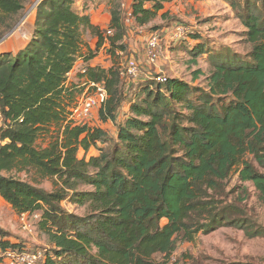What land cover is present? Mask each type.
I'll list each match as a JSON object with an SVG mask.
<instances>
[{
	"label": "trees",
	"instance_id": "obj_1",
	"mask_svg": "<svg viewBox=\"0 0 264 264\" xmlns=\"http://www.w3.org/2000/svg\"><path fill=\"white\" fill-rule=\"evenodd\" d=\"M33 1L0 0V40ZM227 1L246 29L245 57L226 46L208 49L194 29L172 47L193 65L207 56L205 87L146 76L127 90L126 81L136 78L114 62L117 53L136 59L123 42L128 30L122 11H110L112 34L106 37L76 11L74 0L36 3L29 41L15 53L0 54V197L18 215L41 214L38 229L48 247L24 248L0 227V260L9 250L41 251L37 264H168L177 244L193 242L198 233L231 227L249 238L264 237V226L241 206L249 184L264 213V0ZM168 2L129 0L127 27L146 28L156 19L172 24L163 12ZM161 27L150 30L163 36ZM86 31L97 43L82 55ZM194 40V46L187 44ZM105 41L112 66H89L79 78L103 85L107 99L96 114L100 123L117 127L116 140L88 122L70 121L67 110L77 92L66 87L76 60L92 59ZM200 75L201 70L193 72V81ZM124 106L130 115L119 119ZM50 133L47 147L37 149L38 138ZM91 148L96 155L78 157ZM13 171L52 180L54 190L4 174ZM235 175L237 184L227 193ZM63 202L85 213H71Z\"/></svg>",
	"mask_w": 264,
	"mask_h": 264
},
{
	"label": "rangeland",
	"instance_id": "obj_2",
	"mask_svg": "<svg viewBox=\"0 0 264 264\" xmlns=\"http://www.w3.org/2000/svg\"><path fill=\"white\" fill-rule=\"evenodd\" d=\"M38 0H34L33 3H29L25 6V9L20 15L19 22L14 26V28L6 34V36L0 40V54L4 53L5 50L13 49L15 50L18 46L26 44L31 37V30L34 23V3ZM120 1L122 0H74V7L77 6L76 11H80L83 4H87L88 8L93 7L98 9L99 5H102L103 13H109L112 10L122 11L126 29L131 32L129 45L132 42L133 49L136 50L135 53H130L131 57H136L138 59V64L140 66V74L135 80L126 81V90L131 86H137L142 84L143 80L148 77H158L161 75L167 79H178L188 83H193L201 87L206 86V79L209 75V65L207 56H201L197 59V65L190 64L188 62L189 57L187 54L175 51V47H172L175 42L170 38V36H162V41L160 43L161 50L159 53V58L155 63H149L145 53L144 46L151 33L155 32L150 28L158 26H165L158 29L159 31L163 28L170 27L171 23L166 26V21H161L156 19L151 26L139 29H130L127 25L130 24V19L127 16V6L119 7ZM241 1V0H239ZM164 11L168 12L173 22V25H181L183 27L190 29H195L197 36H202V38L207 41V48L210 50H217L221 47H230L235 52L241 54L245 57L250 51L249 46L245 43L243 34L246 31L244 26L240 23L236 16V11L233 10L229 1L227 0H170V2L165 3ZM121 14V12H120ZM32 15V16H31ZM170 22V21H169ZM109 25V24H108ZM107 25V30L109 29ZM0 26V31H1ZM157 31V30H156ZM107 32V31H106ZM106 32L104 35L107 37ZM111 32V31H110ZM84 41L91 42V40L97 39L92 36L88 31L84 33ZM105 39L107 40V38ZM4 44H3V43ZM7 46L5 44L9 43ZM107 42V41H106ZM173 42V43H172ZM196 44L197 41L194 40ZM96 44V43H95ZM177 45H181L178 43ZM25 46V45H24ZM176 46V45H174ZM84 48V47H83ZM139 51V52H138ZM119 52V51H117ZM107 53V52H106ZM106 53H103L105 55ZM119 54L114 62L117 67L123 69L126 59V54ZM107 56H110L107 53ZM136 59V60H137ZM112 60V61H111ZM110 64H113V58H110ZM196 70H201L202 75L193 81V72ZM158 73V74H157ZM164 74V75H163ZM74 80L77 81L79 73L75 72ZM69 77L70 79L72 78ZM83 80V78H80ZM81 81V80H80ZM85 86H79L76 88L77 92L72 103H70L68 112L74 108L81 97L82 92L85 90ZM128 108L120 111L119 119H122L126 113H130ZM97 110L93 112L90 121L91 127H98L104 130L108 134L110 140L115 139L117 127L112 123H100L98 116L96 114ZM124 114V115H123ZM1 124V122H0ZM56 128L52 126L50 132L53 134ZM43 134L35 143L37 149H43L47 147L50 142V136L52 134ZM116 140V139H115ZM105 147L104 145H102ZM96 153L94 148H91L89 154L85 153L83 150L79 151V158H89L94 156ZM6 176H11L23 181H27L31 184L38 185L39 187L52 191L54 190V184L52 180L40 179L36 177L34 172L30 174L25 172L4 173ZM237 184L236 175L230 178L227 184V193L229 190ZM247 187V199H244V203L241 204L245 207V211L248 215L255 217L258 222L264 226V213L259 204L256 201V195L253 188L249 184H245ZM81 190L89 191L91 188L89 186H81ZM237 196V193L234 194ZM233 196L229 195L227 202L232 200ZM62 205L65 209L71 213L83 215L85 209L81 207H73L68 202H63ZM40 214V213H39ZM41 215V214H40ZM165 221H163L164 223ZM20 219L18 214L11 208V206L6 203L2 197H0V227L12 232L16 239H10L13 243H22L24 248H28L32 251L44 250L48 247L47 237L43 232L38 229L37 220H31V231L25 232L20 229ZM156 256V259H159ZM2 263L7 264V258ZM231 262H251L254 264H264V237L249 238L246 237L244 231L231 228L222 227L216 231L203 234L198 233L193 242L191 243H178L175 251L169 258L168 264H227Z\"/></svg>",
	"mask_w": 264,
	"mask_h": 264
},
{
	"label": "built area",
	"instance_id": "obj_3",
	"mask_svg": "<svg viewBox=\"0 0 264 264\" xmlns=\"http://www.w3.org/2000/svg\"><path fill=\"white\" fill-rule=\"evenodd\" d=\"M39 1V0H38ZM37 1V2H38ZM129 0H122V7H126ZM36 2V3H37ZM34 3L33 8L36 6ZM194 29H188L181 25H176L172 31L171 38L173 42H179L183 39L188 38L189 35L193 34ZM110 31L106 32V35H111ZM162 41L161 33L150 34L145 48V55L149 63H155L159 58V53L161 50L160 43ZM122 73L125 74L129 79L137 78L139 74V64L136 59L130 58L125 61ZM157 81H165V77L159 76ZM85 90L82 92L78 104L70 110L69 120L76 123H86L90 121V118L94 111H96L107 99V93L101 84L97 83H86ZM1 111H0V122ZM20 229L25 232L31 231V220H38L39 213L29 214H19ZM7 258V264H37L40 262L44 255L41 251H37L33 254L27 253H17L14 251L7 250L3 259Z\"/></svg>",
	"mask_w": 264,
	"mask_h": 264
},
{
	"label": "crops",
	"instance_id": "obj_4",
	"mask_svg": "<svg viewBox=\"0 0 264 264\" xmlns=\"http://www.w3.org/2000/svg\"><path fill=\"white\" fill-rule=\"evenodd\" d=\"M98 7H99L98 9L97 8L94 9L93 7L88 8L87 4H85V5L83 4V7L80 9L79 13L81 15H87L89 17L92 25L98 27L102 32H106L107 31V25L110 22V15H109V13H103V11H102L103 6L102 5H99ZM75 9H77V6H75ZM175 24L173 25V23H172L170 27H166L163 30H161V32H163V35L165 37L170 36V38H171L172 31H173V29L175 27ZM130 35H131V32H128L127 36L123 40L124 44L129 43ZM95 43H97V39L91 40V42H87V40H85L84 41L85 45L83 46L84 48L82 49V55H85L88 52V50H95L96 49V44ZM130 43H131V45L128 46L127 50L128 51H133L135 53L136 50L133 49L132 42H130ZM8 44H10V42L5 44V46H7ZM176 44H177V42H175L174 45H176ZM187 44L190 45V46H194L195 45V43L193 41L187 42ZM24 45H25V43L23 45H21V46H18L17 48H16V45H15L14 46L15 50L9 49V50H5V52H13V53H15L18 50L22 49L24 47ZM108 47H109L108 42L105 41V43L97 50L95 57H93L92 59H90L88 61H84L83 57L78 58L76 60L75 64H74V67H73L72 71L68 75L67 82H66V87L72 88V86H75L74 88H78L80 85L81 86H85V84H86V80L85 79L82 80V79H80L78 77L77 81L74 80V77L72 75H74L75 72H78L79 76H80V74H82L84 72V70L87 67H89V66L90 67H100L102 69H108L109 67H111L112 66V64H110V58L111 57L107 56V53H106ZM145 48H146V45L144 46V50H145ZM103 53H106V54L103 55ZM144 54L145 53H143V56L145 57ZM137 62H139L138 59H137ZM71 76H72V78L70 79L69 77H71ZM126 107L128 108V106H124L122 110H125ZM129 115H130L129 113H126V115L123 116L122 119H126ZM89 151L87 152V156L89 154ZM93 155H96V153H94ZM0 257H1V253H0ZM3 261L4 260H0V264H4V263H2Z\"/></svg>",
	"mask_w": 264,
	"mask_h": 264
}]
</instances>
